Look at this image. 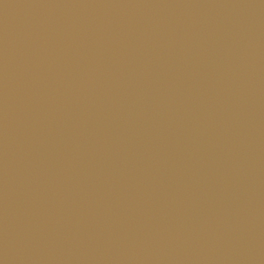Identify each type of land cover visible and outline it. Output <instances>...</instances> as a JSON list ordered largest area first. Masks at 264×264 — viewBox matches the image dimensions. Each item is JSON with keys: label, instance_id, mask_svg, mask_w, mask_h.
<instances>
[{"label": "water", "instance_id": "obj_1", "mask_svg": "<svg viewBox=\"0 0 264 264\" xmlns=\"http://www.w3.org/2000/svg\"><path fill=\"white\" fill-rule=\"evenodd\" d=\"M0 264H264V0H0Z\"/></svg>", "mask_w": 264, "mask_h": 264}]
</instances>
